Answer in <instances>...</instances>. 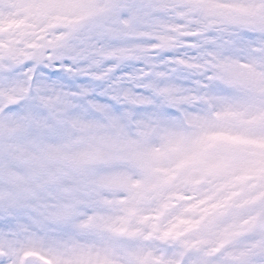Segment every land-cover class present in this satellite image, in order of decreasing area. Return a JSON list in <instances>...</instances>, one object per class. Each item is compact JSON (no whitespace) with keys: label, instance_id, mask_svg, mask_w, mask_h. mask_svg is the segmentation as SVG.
<instances>
[{"label":"snow or ice","instance_id":"snow-or-ice-1","mask_svg":"<svg viewBox=\"0 0 264 264\" xmlns=\"http://www.w3.org/2000/svg\"><path fill=\"white\" fill-rule=\"evenodd\" d=\"M0 264H264V0H0Z\"/></svg>","mask_w":264,"mask_h":264}]
</instances>
